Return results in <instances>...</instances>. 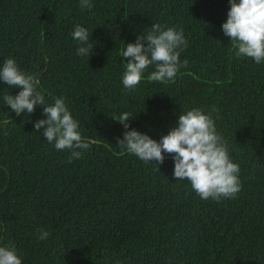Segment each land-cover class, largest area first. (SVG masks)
Masks as SVG:
<instances>
[{
  "label": "trees",
  "instance_id": "1",
  "mask_svg": "<svg viewBox=\"0 0 264 264\" xmlns=\"http://www.w3.org/2000/svg\"><path fill=\"white\" fill-rule=\"evenodd\" d=\"M0 0V67L13 58L36 77L45 104L62 97L90 143L79 159L58 151L34 122L4 104L20 89L0 81V246L22 264H264V62L237 57L222 31L229 0ZM153 23L182 30L174 81L122 84L125 45ZM90 33L89 57L71 35ZM218 111H212V107ZM209 113L239 165L233 198L202 200L173 175L172 155L144 163L118 138L113 116L160 140L192 108ZM39 230L49 233L38 240Z\"/></svg>",
  "mask_w": 264,
  "mask_h": 264
},
{
  "label": "clouds",
  "instance_id": "2",
  "mask_svg": "<svg viewBox=\"0 0 264 264\" xmlns=\"http://www.w3.org/2000/svg\"><path fill=\"white\" fill-rule=\"evenodd\" d=\"M227 19L221 25L223 33L230 38L237 57L251 58L255 63L264 62V0H229ZM81 9L90 10V0H80ZM80 45L77 54L89 57L93 45L89 43V31L76 25L71 33ZM187 41L182 30L163 28L153 23L146 35H137L135 43L125 45L121 56L127 58L122 84L126 90L134 89L144 78L143 74L154 66L147 79L154 82L174 81L180 67L188 61L180 60V49ZM0 81L9 87L19 88L16 95L3 97L4 104L17 115L31 114L36 105H43L45 119L34 122V129L58 151L67 150L68 162L79 159L90 147L79 132V123L66 107L62 97L54 104H45L44 96L36 91L35 76L22 72L13 58H8L0 67ZM212 111H218L215 106ZM133 117L123 112L112 119L118 121L126 131L117 139L120 155L125 152L135 155L144 163L164 162V153L172 155L173 175L177 180H187L202 200L233 198L241 190L239 165L228 154L226 143L217 133L212 116L201 108H192L180 113L177 126L157 141L135 129H129L128 120ZM158 169V167H157ZM159 170V169H158ZM49 233L39 230L38 240H46ZM0 264H22L14 245L0 246Z\"/></svg>",
  "mask_w": 264,
  "mask_h": 264
}]
</instances>
